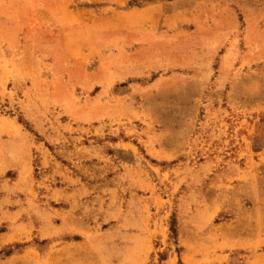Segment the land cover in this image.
<instances>
[{
	"label": "rangeland",
	"instance_id": "1",
	"mask_svg": "<svg viewBox=\"0 0 264 264\" xmlns=\"http://www.w3.org/2000/svg\"><path fill=\"white\" fill-rule=\"evenodd\" d=\"M0 264H264V0H0Z\"/></svg>",
	"mask_w": 264,
	"mask_h": 264
},
{
	"label": "crops",
	"instance_id": "2",
	"mask_svg": "<svg viewBox=\"0 0 264 264\" xmlns=\"http://www.w3.org/2000/svg\"><path fill=\"white\" fill-rule=\"evenodd\" d=\"M92 1V0H91ZM96 1V0H93ZM105 1H114L118 4L126 5L128 0H105ZM139 12H143L142 7H133L130 9H115L113 11V15L110 17L111 21L107 25H114V27H109L108 30H114L116 33V38L123 37L126 39H132V37L136 36L137 30L139 27L141 29L146 25V21L143 22L142 18L139 17ZM58 13V18H61V15ZM142 16V15H141ZM114 19V20H113ZM86 25V23H83ZM89 25V24H88Z\"/></svg>",
	"mask_w": 264,
	"mask_h": 264
},
{
	"label": "trees",
	"instance_id": "3",
	"mask_svg": "<svg viewBox=\"0 0 264 264\" xmlns=\"http://www.w3.org/2000/svg\"><path fill=\"white\" fill-rule=\"evenodd\" d=\"M170 232H171V234L173 235V237L176 236V234H177V230H176L175 224H171Z\"/></svg>",
	"mask_w": 264,
	"mask_h": 264
}]
</instances>
